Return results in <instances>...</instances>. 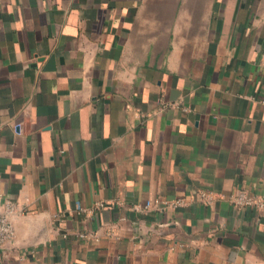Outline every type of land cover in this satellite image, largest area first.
I'll return each mask as SVG.
<instances>
[{
  "label": "crops",
  "instance_id": "crops-1",
  "mask_svg": "<svg viewBox=\"0 0 264 264\" xmlns=\"http://www.w3.org/2000/svg\"><path fill=\"white\" fill-rule=\"evenodd\" d=\"M237 189L264 196V0H0V264H264V211L193 199Z\"/></svg>",
  "mask_w": 264,
  "mask_h": 264
},
{
  "label": "built area",
  "instance_id": "built-area-1",
  "mask_svg": "<svg viewBox=\"0 0 264 264\" xmlns=\"http://www.w3.org/2000/svg\"><path fill=\"white\" fill-rule=\"evenodd\" d=\"M227 197L228 200L238 208H256L258 210L264 211V196L247 191L245 189H237L227 196L221 192L214 191H201L193 199L201 201L203 204L212 205L216 199ZM155 203L160 205V207H170L177 208L182 206H187L190 200L186 197L179 196L172 200L156 199ZM149 204L144 206L145 209L149 208ZM135 208L139 209L138 205ZM77 209L80 212L86 211V209L77 203ZM20 213L19 205L5 195L0 190V248L4 247L6 243H9L16 239L17 231L14 224L13 218ZM79 236L82 238H96V235L89 232H80Z\"/></svg>",
  "mask_w": 264,
  "mask_h": 264
}]
</instances>
